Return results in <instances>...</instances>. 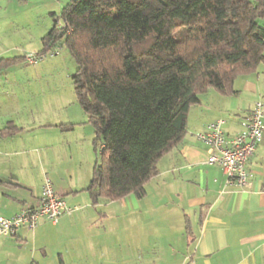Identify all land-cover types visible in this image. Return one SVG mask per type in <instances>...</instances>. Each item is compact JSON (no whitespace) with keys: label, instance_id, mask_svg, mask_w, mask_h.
<instances>
[{"label":"crops","instance_id":"1","mask_svg":"<svg viewBox=\"0 0 264 264\" xmlns=\"http://www.w3.org/2000/svg\"><path fill=\"white\" fill-rule=\"evenodd\" d=\"M69 1H47L52 26L39 36L37 50L26 41L0 48V131L19 129L0 137V217L38 207L42 189L28 203L8 191L23 188L21 179L28 173L42 181L49 177L52 184L55 179L56 193L73 212L57 224L41 220L35 238L26 228L15 237H0V256L5 255L0 264H264V126L263 140L247 163L244 188L207 164V147L196 136L217 120L224 121L227 138L239 134L254 104H264L263 75L240 76L230 95L210 90L200 96L182 144L161 158L144 197L93 203L86 188L94 168L95 131L87 115L83 110L86 119L44 112L41 105L33 106L34 99L17 96L43 68L28 65L25 55L45 50L42 40L54 26L53 14ZM13 59L19 61L6 64ZM22 66L36 71L29 76ZM10 250L20 251L19 257H9Z\"/></svg>","mask_w":264,"mask_h":264},{"label":"trees","instance_id":"2","mask_svg":"<svg viewBox=\"0 0 264 264\" xmlns=\"http://www.w3.org/2000/svg\"><path fill=\"white\" fill-rule=\"evenodd\" d=\"M263 17L264 0H71L53 14L40 53L63 46L77 64V102L95 131L93 203L145 196L200 96L230 95L264 65Z\"/></svg>","mask_w":264,"mask_h":264},{"label":"rangeland","instance_id":"3","mask_svg":"<svg viewBox=\"0 0 264 264\" xmlns=\"http://www.w3.org/2000/svg\"><path fill=\"white\" fill-rule=\"evenodd\" d=\"M47 1L48 0H0L1 49L7 48V46L12 43L19 45L20 41H26L27 44H24L25 46L32 44L30 50H37L39 36H41V34L45 35L47 32L46 29L51 28L52 26V20L46 9ZM259 24L264 27V17L259 19ZM33 44H36V46H33ZM59 51L60 53L56 57L48 58L38 64V66H34L38 69L39 67H43L41 68V75L32 76L30 83H26L24 86L25 90L22 88L23 92H21V89H19L17 96L19 95L18 97H21L22 94H24V99H34L32 100L33 106L34 103L37 107L41 105L43 107L42 111L44 112H52L56 115L65 117H77V115L80 114L86 119L85 114L76 101L77 97L72 79L77 70V64L66 47L62 46ZM35 68L22 66L20 69H24V71L26 70L29 74V72H35ZM17 71H19L17 76L22 77L23 72L21 70ZM257 73L264 76V65L259 67ZM263 76L262 78L264 79ZM260 99L263 98L261 97ZM76 120L81 121L79 118H76ZM89 127L90 129L92 128L91 126ZM91 130L93 131V129ZM68 154L70 155V152H68ZM91 155L93 158L92 164L94 166L96 156L92 147ZM35 168L33 169L38 173V169ZM42 183L43 181L41 177H36L34 179L30 173H28V175L21 179L23 188L16 190L11 189L8 191L19 198L26 200L28 203L33 199V196H39L42 189ZM53 184H56L55 179H53ZM26 208L30 207L27 206ZM1 239L7 240V238ZM27 243L31 244L32 242L29 240L24 245H27ZM19 253L20 251L17 253L10 250L7 255L9 254L11 255L9 257L18 258L20 255ZM4 256L5 255H3V258ZM3 258L0 256V261H3Z\"/></svg>","mask_w":264,"mask_h":264},{"label":"built area","instance_id":"4","mask_svg":"<svg viewBox=\"0 0 264 264\" xmlns=\"http://www.w3.org/2000/svg\"><path fill=\"white\" fill-rule=\"evenodd\" d=\"M59 23V27H62ZM61 47L44 53L29 52L25 55L28 65H38L48 58L56 57ZM264 104L256 102L251 114L243 124L244 129L232 138H227L223 120L207 125L206 130L196 136L207 147V164L220 167L229 183L244 188L248 182L247 163L255 154L263 140ZM73 209L68 207L58 195L49 177L42 184V195L38 207L23 208L11 218L0 217V236L15 237L21 228H26L30 237L38 235L41 220L57 224L63 215H71ZM31 264H38L32 262Z\"/></svg>","mask_w":264,"mask_h":264}]
</instances>
